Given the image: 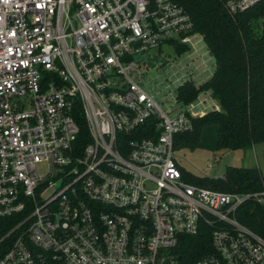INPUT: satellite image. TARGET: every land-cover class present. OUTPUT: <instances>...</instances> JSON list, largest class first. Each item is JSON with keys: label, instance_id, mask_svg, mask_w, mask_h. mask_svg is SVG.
<instances>
[{"label": "built area", "instance_id": "1", "mask_svg": "<svg viewBox=\"0 0 264 264\" xmlns=\"http://www.w3.org/2000/svg\"><path fill=\"white\" fill-rule=\"evenodd\" d=\"M198 35L179 0H0V264H184L191 242L206 251L193 264H264L237 218L264 190L190 183L175 154L220 106L205 92L164 109L151 75L170 73L169 94L196 85ZM178 46L193 54L173 71Z\"/></svg>", "mask_w": 264, "mask_h": 264}, {"label": "trees", "instance_id": "2", "mask_svg": "<svg viewBox=\"0 0 264 264\" xmlns=\"http://www.w3.org/2000/svg\"><path fill=\"white\" fill-rule=\"evenodd\" d=\"M226 1L179 0L193 19L194 32L203 37L215 70L198 87L193 82L179 87L178 100L189 105L208 92L220 110L194 118L193 129L175 136L176 151L247 150L264 143V1L236 15L227 11ZM187 50L185 46L177 48L178 54ZM76 118L86 144L89 138L85 120L80 114ZM182 171L188 182L212 190H264V174L258 168L231 166L222 178ZM237 218L264 238V206L250 201L238 210ZM205 252L199 243H189L183 251V259L187 260L184 264H193Z\"/></svg>", "mask_w": 264, "mask_h": 264}, {"label": "rangeland", "instance_id": "3", "mask_svg": "<svg viewBox=\"0 0 264 264\" xmlns=\"http://www.w3.org/2000/svg\"><path fill=\"white\" fill-rule=\"evenodd\" d=\"M199 35L197 36V38L199 39H196V42L198 43L197 47L199 49L200 56L202 57L199 58L200 59L199 62H196V66L199 67V65L202 63L203 60L209 62L208 64L210 66L209 71L204 72L205 67H203L199 70V73L196 74V85L200 86L211 75H213L215 70V61L213 57L210 55L204 43L203 37ZM200 38H202V40L199 42ZM165 52L166 54L170 55V56L168 55L165 56L166 60L172 58L175 61V68L173 69V71L180 70L182 67L186 66L190 62V60L188 59L189 54L190 55L193 54V53H189L187 55H184L185 53H179L178 54L179 60H178L175 53L172 50H168L166 48ZM162 58L163 57H161L160 59ZM151 75L152 78L155 80V82L159 84L162 83V86H160V89L163 91L161 97L162 98L167 97L165 101L168 102V104L164 105V109L172 108L178 110L180 105L174 102L177 96L176 86L175 85L171 86L170 91L172 94H169L168 93L169 91L166 90V88L170 89L169 85H171V80L170 81L165 80L168 76H170V73L166 74L160 71H156L153 72ZM209 102L216 103L214 99L209 100ZM199 109L201 108L197 107L195 110L198 111ZM211 111L212 109L208 108L205 113L207 114ZM175 154L177 156V161L180 167L196 176L222 178L225 175L226 169L231 166L242 167V168H258L264 174V143L258 144L253 148L247 150H218L216 152H212V151L198 149L192 152L190 150L184 149V150L176 151Z\"/></svg>", "mask_w": 264, "mask_h": 264}, {"label": "crops", "instance_id": "4", "mask_svg": "<svg viewBox=\"0 0 264 264\" xmlns=\"http://www.w3.org/2000/svg\"><path fill=\"white\" fill-rule=\"evenodd\" d=\"M211 76H212V75H211ZM211 76H210V77H211ZM210 77H209V78H210ZM209 78H208V79H209ZM208 79H207V80H208ZM216 104H217V102H216ZM217 105H218V104H217Z\"/></svg>", "mask_w": 264, "mask_h": 264}]
</instances>
